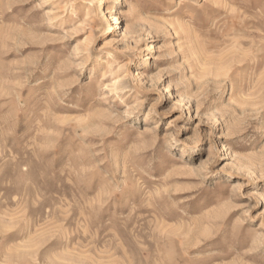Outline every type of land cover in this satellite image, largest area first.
<instances>
[{
    "label": "rangeland",
    "instance_id": "obj_1",
    "mask_svg": "<svg viewBox=\"0 0 264 264\" xmlns=\"http://www.w3.org/2000/svg\"><path fill=\"white\" fill-rule=\"evenodd\" d=\"M0 264H264V0H0Z\"/></svg>",
    "mask_w": 264,
    "mask_h": 264
}]
</instances>
